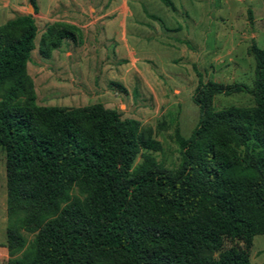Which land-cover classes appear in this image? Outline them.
Wrapping results in <instances>:
<instances>
[{"label":"trees","instance_id":"trees-1","mask_svg":"<svg viewBox=\"0 0 264 264\" xmlns=\"http://www.w3.org/2000/svg\"><path fill=\"white\" fill-rule=\"evenodd\" d=\"M37 31L29 13L0 25V264H252L248 249L264 234V48H250L251 85L198 79V121L188 136L175 130L180 160L170 168L154 155L153 129L115 108L36 104L27 63ZM80 36L74 24L48 23L39 53ZM233 93L255 105L214 108L215 95Z\"/></svg>","mask_w":264,"mask_h":264},{"label":"rangeland","instance_id":"rangeland-1","mask_svg":"<svg viewBox=\"0 0 264 264\" xmlns=\"http://www.w3.org/2000/svg\"><path fill=\"white\" fill-rule=\"evenodd\" d=\"M170 1L174 9L163 0L75 1L67 12L77 14L72 17L84 41L72 47L75 51L67 46L70 58L63 51L54 55V50L45 58L38 50L41 33L54 22L58 8L54 0L37 1L35 13L28 0L20 4L33 15L38 30L27 67L36 104L83 107L101 102L115 108L122 118H135L143 127H151L153 137L161 142L156 159L176 167L180 150L175 130L188 136L198 121V107L192 100L198 79L252 84L255 64L250 48L253 44L264 48V0ZM4 8L0 25L18 14ZM115 17L121 21L106 31L105 20ZM115 30L124 37L117 51ZM213 105L216 110L249 108L255 102L247 93L218 94ZM5 236V156L0 147V262L8 258ZM229 246L242 243L226 239L224 247ZM248 252L252 264H264V234L254 236Z\"/></svg>","mask_w":264,"mask_h":264},{"label":"crops","instance_id":"crops-1","mask_svg":"<svg viewBox=\"0 0 264 264\" xmlns=\"http://www.w3.org/2000/svg\"><path fill=\"white\" fill-rule=\"evenodd\" d=\"M25 1L26 0H0V10L5 11V8L4 7L6 6V8H10L11 10H14L15 12H17L18 14H27L23 10V7L20 6V4H23ZM37 1H39V0H36V3H37ZM75 1L80 2V0H54V6H57L58 7L57 9H54V17H55L54 18V22H56V21H62V22H66V23H70V24L76 25L75 24V21L73 20V17L72 16L75 17L77 14L75 13L76 14L75 15L74 13H71L70 14L69 12H67L68 9H69L68 7L71 4L75 3ZM13 2L15 4H13ZM60 6H62L63 8L62 9L59 8ZM12 17L13 16L8 17L7 20L8 19H11ZM120 21L121 20L119 19V17L118 18L117 17H115V18H109V19L105 20V22H106L105 25H104L105 30L108 31L106 29L107 27H110V25H115L116 26V23L117 22L119 23ZM76 26H78V25H76ZM114 32H115L114 37H113L114 45H115L114 48L115 49L116 48H120V50H121V48H122L121 45L123 43L124 37L122 35L121 30H119V31H116L115 30ZM83 38L84 37H82V35H81L78 38L76 44H74L72 42H68V41L63 42L58 49H54V55H55V52H61V51H63V54H64L65 58H70V50H67V46L68 47H71V50L72 51H75L74 50L75 47H79L80 45L83 44V41H84ZM71 43L73 45H70ZM72 47H74V48H72ZM116 51H117V49H116ZM76 62H77V59H76ZM80 62L81 61H79L78 63H80ZM28 65H29V62L27 63V67H28Z\"/></svg>","mask_w":264,"mask_h":264},{"label":"water","instance_id":"water-1","mask_svg":"<svg viewBox=\"0 0 264 264\" xmlns=\"http://www.w3.org/2000/svg\"><path fill=\"white\" fill-rule=\"evenodd\" d=\"M31 7V5H29Z\"/></svg>","mask_w":264,"mask_h":264}]
</instances>
